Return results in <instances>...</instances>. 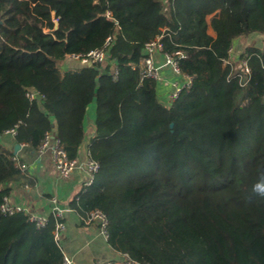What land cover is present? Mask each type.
<instances>
[{"label": "trees", "instance_id": "16d2710c", "mask_svg": "<svg viewBox=\"0 0 264 264\" xmlns=\"http://www.w3.org/2000/svg\"><path fill=\"white\" fill-rule=\"evenodd\" d=\"M254 34L262 47L239 55L251 73L224 64ZM159 36L193 79L171 105L139 71ZM108 39L104 63L62 68ZM92 105L99 170L71 207L104 213L111 264H264V200L249 199L264 169V0H0V137L18 126L8 137L39 149L56 132L77 160ZM13 157L0 140V182L20 173ZM55 227L0 211V264H61Z\"/></svg>", "mask_w": 264, "mask_h": 264}, {"label": "crops", "instance_id": "0c3cea01", "mask_svg": "<svg viewBox=\"0 0 264 264\" xmlns=\"http://www.w3.org/2000/svg\"><path fill=\"white\" fill-rule=\"evenodd\" d=\"M154 60L159 67L165 63L162 53H157ZM70 67L75 66L64 64L62 68ZM159 72L162 82L157 84L158 97L163 104L169 105L170 84L179 78L169 67H162ZM95 111V106H90L84 121L86 142L79 152L78 168L68 179L62 178L55 170L49 153H40L38 149L18 144L8 135L0 137L4 147L17 158V166H24V169L20 168V173L0 182V191L9 192L11 203L26 205L48 216L52 215V198H57L61 207L71 208L72 212L66 214L67 229L62 235L61 250L72 256L76 264H111L121 261L119 254L102 236L99 225L87 222L71 207L74 197L80 193L82 184L88 178L86 162L89 159L88 144L95 133Z\"/></svg>", "mask_w": 264, "mask_h": 264}, {"label": "built area", "instance_id": "2783aa9c", "mask_svg": "<svg viewBox=\"0 0 264 264\" xmlns=\"http://www.w3.org/2000/svg\"><path fill=\"white\" fill-rule=\"evenodd\" d=\"M163 36L157 37L154 41L148 43L144 48V54L145 58L143 62L139 66V71L141 75L142 80H153L157 84H161L162 78L160 76V69L162 67H169L171 68L172 72L178 76V80L172 82L170 84L171 87V93L169 95V105H171L172 102L178 99L180 93L185 88H190L192 86L193 79L189 75L182 74L179 68V61L185 57L183 52L177 51L172 54L165 53L163 44H162ZM111 39H108L105 46L102 49L94 50L89 52L85 56H75L71 55L68 59L70 60H76L81 65H92V64H102L105 62L107 49L109 47ZM233 50V47L230 50V56L229 59L224 61V64H231L232 62L236 63L235 59L231 58V52ZM157 53H162L165 58V63L163 66H157L155 63V55ZM241 67L242 70L246 74L251 73V69L249 67L248 60H241ZM137 67L134 66L132 69H136ZM112 78H117V69H114L112 73ZM38 97L37 93L29 92L27 94V98L30 101L35 100ZM17 127L15 126L13 129L6 131L5 134L8 136H11L14 138L17 134ZM40 153H49L51 155V160L54 165L55 170L58 172V174L64 178L68 179L70 178L73 173L78 168V161L77 160H71L68 158L67 153L62 148L61 143L56 135H53L52 132L46 133L43 142L38 149ZM13 160L17 162V158L14 156ZM21 169H24V166H20ZM99 165L97 162L91 160L90 158L86 162V171L88 174L87 180L82 184V191H86L88 188L91 187L95 175L98 173ZM53 206L52 215L56 219V227L53 232L54 240L58 247L61 249V240L62 235L67 229L66 225V214L71 213V208H63L59 205V201L57 198H52L50 200ZM0 211L4 215H15L19 213H23L27 215L28 221L33 223L37 228H44L46 224L48 223V215L42 214L39 212H36L30 207L23 205V204H13L11 203L10 199L8 197L3 198V202L0 206ZM87 222H95L99 225L100 231L102 236L108 241V233H107V225L108 221L104 213L100 210H94L92 211L88 218L86 219ZM61 264H76L75 260L72 256L63 253L61 250ZM134 261H132L127 255L123 258V264H133Z\"/></svg>", "mask_w": 264, "mask_h": 264}, {"label": "rangeland", "instance_id": "374dc122", "mask_svg": "<svg viewBox=\"0 0 264 264\" xmlns=\"http://www.w3.org/2000/svg\"><path fill=\"white\" fill-rule=\"evenodd\" d=\"M215 16L208 17L209 23V33L215 35L213 30L211 29V24L213 22ZM46 31V30H45ZM263 45V37L259 34L251 35L247 38H237L233 41V50L231 52V58L236 60L237 66H241L239 55L245 50L248 46L259 47L261 48ZM64 64H68L69 66H78L79 62L76 60H67Z\"/></svg>", "mask_w": 264, "mask_h": 264}, {"label": "clouds", "instance_id": "9594fccd", "mask_svg": "<svg viewBox=\"0 0 264 264\" xmlns=\"http://www.w3.org/2000/svg\"><path fill=\"white\" fill-rule=\"evenodd\" d=\"M259 198L264 200V169H261L257 178L251 185L249 199Z\"/></svg>", "mask_w": 264, "mask_h": 264}, {"label": "water", "instance_id": "95a60500", "mask_svg": "<svg viewBox=\"0 0 264 264\" xmlns=\"http://www.w3.org/2000/svg\"><path fill=\"white\" fill-rule=\"evenodd\" d=\"M171 127L173 126V125H170ZM76 262V261H75Z\"/></svg>", "mask_w": 264, "mask_h": 264}]
</instances>
